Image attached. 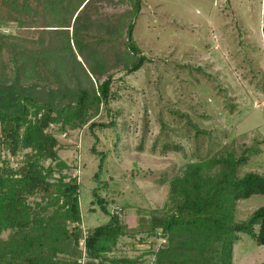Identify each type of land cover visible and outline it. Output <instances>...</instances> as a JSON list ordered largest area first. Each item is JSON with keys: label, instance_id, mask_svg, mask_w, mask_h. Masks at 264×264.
<instances>
[{"label": "trees", "instance_id": "obj_1", "mask_svg": "<svg viewBox=\"0 0 264 264\" xmlns=\"http://www.w3.org/2000/svg\"><path fill=\"white\" fill-rule=\"evenodd\" d=\"M34 1L35 9L31 0H3L7 12L0 14V234L11 231L0 244V264H142L139 257L111 255L122 237L137 235L141 240L153 239L148 252L154 264H234V244L240 233L264 246V206L245 220L235 217L239 201L264 194V174L250 171L240 176L246 155L237 156L231 148L187 162L182 174L169 178L164 205L154 210L139 208L133 226L123 218L124 207L111 212L108 201L95 193L109 218L82 228L80 183L64 173L70 164L59 159V151L66 145L55 132L82 128L101 108H108L113 75L99 79L107 66V60L98 55L100 44L114 42L118 46L115 60L124 62L128 72L139 70L146 57L133 37L134 18L127 23L120 19L115 25L108 22L103 32L91 34L87 31L95 21H79L83 9L95 0ZM135 1L139 13L140 0ZM40 22L42 33L51 35L46 44L44 37L35 43L6 33L13 24L21 29ZM80 30L85 37H79L83 36ZM76 50L86 54L88 69ZM47 67L59 85L56 93L41 83ZM29 68H34L37 82L26 83ZM62 76L74 83L73 94L66 91ZM95 126V122L89 125ZM164 148L181 147L167 142ZM23 150L29 152L14 168L10 156ZM99 155L96 179L106 160L105 153ZM102 186L103 181H98V188ZM34 195L46 201L38 210L28 203Z\"/></svg>", "mask_w": 264, "mask_h": 264}, {"label": "rangeland", "instance_id": "obj_2", "mask_svg": "<svg viewBox=\"0 0 264 264\" xmlns=\"http://www.w3.org/2000/svg\"><path fill=\"white\" fill-rule=\"evenodd\" d=\"M31 5L37 7L34 0ZM139 5L138 13L135 0H95L81 12L79 23L95 21L87 31L91 34L103 32L108 22L115 25L120 19L127 23L134 18L133 37L146 57L139 70L128 72L124 62L115 60L118 46L100 44L98 55L107 60V66L99 79L113 75L109 106L82 128L58 136L66 145L59 159L70 164L64 173L80 183L86 230L109 218L95 193L108 201L111 212L124 207L123 218L133 226L139 208L154 210L164 205L169 178L182 174L187 162L226 149L246 155L240 176L250 171L264 174V0H140ZM133 7L135 17L130 14ZM6 12L0 0V14ZM33 25L20 29L13 24L6 33L35 43L44 37L48 43L51 35L42 33V23ZM78 33L83 34L80 38L86 36L83 30ZM76 54L88 69L86 54L78 50ZM33 69L26 73V83L37 82ZM44 70L41 83L56 93L58 83L49 67ZM61 79L73 94L74 83L64 76ZM110 121L114 126H100ZM91 122L96 123L94 129L89 127ZM167 142L181 148L167 150ZM28 152L10 156L11 166L18 168ZM99 153H105L106 160L96 179ZM98 181L104 186L98 188ZM45 202L39 195L28 199L37 210ZM261 206L264 194L241 200L235 217L245 220ZM10 232L0 234V244ZM240 236L234 244V264H264V246L244 233ZM140 237H122L111 255L139 257L142 264H154L148 252L153 239Z\"/></svg>", "mask_w": 264, "mask_h": 264}, {"label": "built area", "instance_id": "obj_3", "mask_svg": "<svg viewBox=\"0 0 264 264\" xmlns=\"http://www.w3.org/2000/svg\"><path fill=\"white\" fill-rule=\"evenodd\" d=\"M55 135L57 136V138H58L59 135H62V137H66V136L68 135V132H62V133H60V132H55ZM60 137H61V136H60ZM80 247H81L82 250H83V254H85V241H84V239H82V240L80 241Z\"/></svg>", "mask_w": 264, "mask_h": 264}]
</instances>
